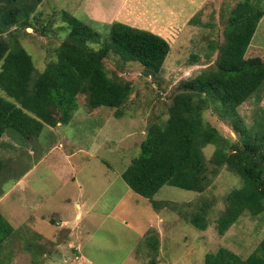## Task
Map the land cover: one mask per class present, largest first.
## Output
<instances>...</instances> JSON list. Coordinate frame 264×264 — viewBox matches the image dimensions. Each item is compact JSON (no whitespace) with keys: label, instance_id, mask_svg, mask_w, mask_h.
Returning <instances> with one entry per match:
<instances>
[{"label":"rangeland","instance_id":"1","mask_svg":"<svg viewBox=\"0 0 264 264\" xmlns=\"http://www.w3.org/2000/svg\"><path fill=\"white\" fill-rule=\"evenodd\" d=\"M243 1L39 0L31 26L10 29L7 36L17 35L41 71L57 60L69 34L64 11L104 37L115 21L152 31L167 39L170 52L159 72L113 53L105 58L109 75L132 86L120 114L117 108H91L87 96L79 95L68 123L46 124L29 138L11 130L0 137V215L14 228L2 244L1 264H205L206 255L222 247L243 259L259 247L264 213H246L224 234L218 232L226 197L241 186L226 166L203 192L164 186L153 197L168 201L160 209L122 177L150 126L168 120L176 96L194 93L190 83L217 68L231 11ZM251 1L264 10V0ZM247 57L264 60V17ZM0 94L10 99L1 88ZM220 108L210 102L204 119L239 143L241 127L264 120V88L238 108L237 124ZM216 149H203L211 169ZM194 215L205 217L206 229L191 222Z\"/></svg>","mask_w":264,"mask_h":264},{"label":"trees","instance_id":"2","mask_svg":"<svg viewBox=\"0 0 264 264\" xmlns=\"http://www.w3.org/2000/svg\"><path fill=\"white\" fill-rule=\"evenodd\" d=\"M38 7L39 0H0V88L11 99L0 94V137L11 130L29 138L39 135L46 124L68 123L77 110L79 95L87 96L91 108L118 110L128 100L132 86L109 75L105 58L113 53L123 61H138L159 72L169 55L170 43L152 31L115 21L104 37L64 11L69 34L56 51L57 60L41 71L17 35L7 36L13 27L31 26ZM263 17L264 10L251 0L240 2L231 11L217 68L203 71L190 83L194 93L176 96L168 120L150 126L139 154L122 174L136 194L160 209L168 201L158 202L153 197L164 186L203 192L226 166L241 178V186L226 197V208L217 221L220 234L246 213H264V120L238 130L242 131L241 144L208 123L204 112L210 102H218L222 113L237 124L238 108L264 88V60L247 57ZM102 42L99 49L89 45ZM61 111L60 119L54 118L53 114ZM208 145L217 147L212 169L203 152ZM191 222L201 230L208 224L202 215H194ZM13 231L0 215V251ZM2 261L0 257V264ZM205 264H264V239L246 259L222 247L208 253Z\"/></svg>","mask_w":264,"mask_h":264},{"label":"crops","instance_id":"3","mask_svg":"<svg viewBox=\"0 0 264 264\" xmlns=\"http://www.w3.org/2000/svg\"><path fill=\"white\" fill-rule=\"evenodd\" d=\"M79 207H80V204H79Z\"/></svg>","mask_w":264,"mask_h":264}]
</instances>
